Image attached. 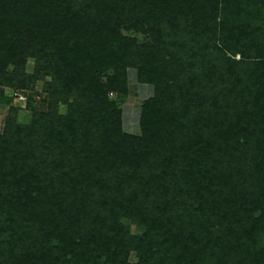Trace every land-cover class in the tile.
I'll return each mask as SVG.
<instances>
[{
    "label": "trees",
    "instance_id": "trees-1",
    "mask_svg": "<svg viewBox=\"0 0 264 264\" xmlns=\"http://www.w3.org/2000/svg\"><path fill=\"white\" fill-rule=\"evenodd\" d=\"M46 77L15 91L26 147L0 133V264H264V0H0V84ZM131 80L152 87L140 136Z\"/></svg>",
    "mask_w": 264,
    "mask_h": 264
},
{
    "label": "rangeland",
    "instance_id": "rangeland-1",
    "mask_svg": "<svg viewBox=\"0 0 264 264\" xmlns=\"http://www.w3.org/2000/svg\"><path fill=\"white\" fill-rule=\"evenodd\" d=\"M118 30L120 31L121 36L132 40L135 42L136 46L138 43L147 45L152 44V41L148 40V37L142 35L141 32H135L133 28H131L130 24L127 22V15L123 17V20L118 21ZM141 31V30H140ZM140 44V45H141ZM116 49L115 52H117ZM121 54V53H120ZM120 54L116 55V59H113L114 64H108L106 67L103 66L102 72L99 74V80L101 82H105L107 80V76L115 75L121 70H124L122 67L127 68V74H133L132 68L139 67L137 63V56L135 58L133 53H129L126 59L120 60ZM240 57L237 55L235 57L238 60ZM211 67V65H208ZM12 66L7 67V71L10 72L12 70ZM36 69L35 61L33 58H26L25 65L23 66V78L25 75H31L33 71ZM126 71V69H125ZM124 72V71H123ZM20 74L15 76L14 79H18ZM128 77V76H127ZM130 78V77H129ZM131 79V78H130ZM129 79V81H130ZM136 79V78H135ZM138 80V79H137ZM135 80V81H137ZM50 81V77H46L42 80H33L32 83H29L28 80L25 79L23 86L18 85H2L0 84V133L7 134L11 136L13 139L10 142V149H14V146L19 147H26V139L27 134L33 130V120H34V112L33 108L31 109L25 104V97L18 102L13 98L15 91H32L36 93H45L44 87L45 84ZM134 80L127 84V95L125 99L119 104V109H122L123 112V123H122V132L128 135L140 136L141 129L139 127L138 119H139V111L141 105L143 104L144 100L151 96L152 94V87L149 85H141L139 82H135ZM47 96V95H45ZM110 98H115L117 101L118 97L115 94L110 93ZM32 107H36L39 105V99L35 97L33 102L31 103ZM67 107L65 104L59 103L55 105V112L59 117L65 115ZM33 135V133H32ZM78 136H81V133H77ZM34 137V136H33ZM32 137V138H33ZM16 138H20L21 142L15 144ZM21 146V147H20ZM129 230L131 235H138L142 233V229L137 226L135 223L130 222ZM129 262H136L137 257L136 253L132 251L129 255Z\"/></svg>",
    "mask_w": 264,
    "mask_h": 264
},
{
    "label": "built area",
    "instance_id": "built-area-1",
    "mask_svg": "<svg viewBox=\"0 0 264 264\" xmlns=\"http://www.w3.org/2000/svg\"><path fill=\"white\" fill-rule=\"evenodd\" d=\"M14 99L17 100L18 102H21L22 99H24V95L22 93H18V92H14ZM26 100V97L24 99V101Z\"/></svg>",
    "mask_w": 264,
    "mask_h": 264
}]
</instances>
